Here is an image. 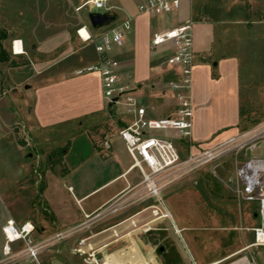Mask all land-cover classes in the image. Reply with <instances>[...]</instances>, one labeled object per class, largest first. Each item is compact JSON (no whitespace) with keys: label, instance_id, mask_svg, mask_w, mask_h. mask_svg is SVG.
I'll list each match as a JSON object with an SVG mask.
<instances>
[{"label":"rangeland","instance_id":"rangeland-1","mask_svg":"<svg viewBox=\"0 0 264 264\" xmlns=\"http://www.w3.org/2000/svg\"><path fill=\"white\" fill-rule=\"evenodd\" d=\"M80 1L0 0V49L3 47L10 57L8 62L0 64V120L17 149L0 154L1 207L5 202L17 218L30 219L34 226L33 243L49 237V244L38 256L41 264H52L56 258L65 264H86L84 259L92 252L90 247L96 249L99 260L117 251V254L126 252L131 264H193L195 260L199 264L198 256L203 255L199 253L202 237L209 235L207 251L212 256L228 247L229 241L230 247L243 245L254 234L246 227H257L264 222V211H260L257 202L245 201L235 194L236 169L246 159L264 157V140L228 152L221 159L222 163H231L224 179L209 164L178 177L170 190L163 192L165 205L160 206L164 214L170 212L171 216L156 217L152 207L154 199L144 198L143 193L138 194L134 189L90 217L78 233L60 241L52 240L60 228L84 219L75 197L103 184L132 162L117 134V129L129 122L121 115L88 127L76 124L71 129L58 128L53 134L48 130L47 136L34 132L31 99L36 82L55 72L59 65L74 63L82 49L93 45L77 33L84 23L93 28L89 6L78 10ZM192 4L199 18L215 27L213 44L218 55L235 56L240 78V81L234 79L230 71L226 73L224 82L209 90L208 107H199V123L219 126V131L202 143L209 146L235 134L237 128L241 134L237 138H242L264 126V0H192ZM98 11L106 12L105 9ZM116 21H121L120 14ZM201 28V24L194 25V43L195 37L196 43L202 37ZM15 39L22 41L25 55L15 56ZM25 64L28 66L20 68ZM123 109L118 106L117 113L122 114ZM161 111V107L155 106L152 118H161ZM195 118L194 115L193 123ZM106 140L109 149L103 146ZM18 151L21 154L17 162H24L26 167L24 176L13 166ZM185 153L183 150V156ZM105 154L110 156L104 158ZM135 175L140 177L138 169L131 177ZM123 184L122 179L110 187H102L82 202V206L89 210ZM237 218L239 234H230L218 227L235 226ZM207 225L217 230L204 229ZM109 226L115 227L105 231ZM100 231L103 232L92 236ZM77 247H83L86 255L74 252ZM257 258L262 264V256ZM27 264L35 262L31 259Z\"/></svg>","mask_w":264,"mask_h":264},{"label":"crops","instance_id":"crops-1","mask_svg":"<svg viewBox=\"0 0 264 264\" xmlns=\"http://www.w3.org/2000/svg\"><path fill=\"white\" fill-rule=\"evenodd\" d=\"M143 1L145 0H107L106 5L111 7V9L105 11L115 16V22L113 24L94 29L89 28L86 23L83 22L91 33L97 35L98 33L125 21L128 16L134 17L130 28L125 33L123 45L117 46L113 52L115 58L119 62V72L122 83L128 84L131 88V93L137 96L144 106L146 105L145 107L147 108V115L149 117H152V110L155 106L161 107V112L163 113L162 117L174 116L177 101L172 92L168 89L167 83L169 80L176 78L177 75L174 74L170 67L165 64V60L172 53V46L170 44H164L155 49L152 48L150 40L155 34L163 33L171 28L179 26L187 20L193 21V28L194 25L196 27V25L201 24L202 28L200 32L202 33V37L198 39L197 43L196 37L195 43L193 40L195 53L193 105L196 118L193 123L192 135L190 138L182 137L176 131L171 130L162 131L159 134H165L173 139L181 157L183 158H187L190 153L197 155L206 149H210L226 142L230 138L239 137L241 134L237 128L238 131L235 134L224 137L222 140L209 146H204L202 143L203 139L213 135L219 129V126H215L212 123H199V107H203L204 109L208 107L207 97L210 93L209 90L211 88H217L222 84L226 77V73L229 71L234 79L238 78L240 81L235 56H224L223 54L218 55L217 53L215 45L213 44L215 40V27L206 23L204 19L199 18L198 13L194 10L192 0H183L182 7L179 11L161 15L140 13L138 5ZM80 2L78 10L83 9L88 5V13L98 11L90 0H81ZM119 14L121 21H116ZM131 29L132 32H129ZM13 52L17 57L26 54L25 50L24 53H16L14 48ZM217 56H219V58H217ZM97 59L98 53L93 44L91 47H85L82 49L79 56L74 60V63L72 62L69 65H59L55 72L46 75L41 81L36 82L37 84L33 89L34 97L31 99V111L34 116L33 124L35 125L34 132L38 133L40 136H47L48 130H51L50 132L53 134L58 128L63 127L64 129H71V127L76 124L80 127H88L96 122L108 119L109 115L106 110V102L103 96L100 74L97 72H88L84 74L76 73L77 69L92 64L96 62ZM25 66H28V64H25L20 68ZM125 117L127 116H124V118ZM127 118L130 119L129 117ZM26 132L28 134L32 133L28 128H26ZM9 136V132L6 131V127L0 120V154L5 151H10L9 153H12L11 151L14 152L17 150L15 149V140L13 138L10 139ZM94 139H97V137H94ZM10 144L13 145L11 148H14V150L10 148ZM100 146L102 147L101 141ZM103 146L105 149L110 148L104 144ZM22 147H25V143H22ZM183 150L186 151V156H183ZM20 154V151L16 153V157L13 159V166L15 165L14 169H17L19 175L24 176V174H26L24 162H17ZM103 156L106 158L110 155L105 154ZM102 158L103 157H99L100 160ZM130 165L131 163L103 184L89 190L88 192H82L79 198L75 197L77 203L80 205L79 207L84 219L76 220L75 223L69 227L60 228L56 234L71 229H75V233H78L90 217L116 201L123 193L139 189L137 185L142 181V176L139 173V178L137 175L131 177L132 172L136 169L129 170ZM68 171L70 172V167ZM122 179L124 180V184L109 192L99 204L93 206L89 210H86L82 206V202L94 192L102 187H110ZM177 179L178 178H175L166 186L164 189L165 193L170 190ZM234 192L238 195L236 187ZM3 204V207L0 205V212L3 211L0 216V264H27V260L31 259L28 258L26 254L28 245L25 240L19 239L11 243L7 251L4 252L6 243L3 227L10 220H13L17 225H22L24 222L30 221V219L28 218L23 221L22 219L17 218L11 207L5 204V202H3ZM86 215L90 216L86 217ZM236 221L238 224L235 226L234 224H231L230 226L221 225L218 227L227 230L230 234H239V219L237 218ZM115 226H109L105 231H110ZM254 227L248 228L247 226L246 230L252 229L253 231ZM214 228L215 227H212L211 225H207L204 229H207L208 231L217 230ZM103 231L95 232L92 236H97ZM208 237L201 238L199 253L203 252V255L199 254L198 256L200 261L199 264H214V262L222 264L228 260H233L228 264H236L240 259H244V262L246 263L259 264L257 258L258 255L262 256V264H264V245H254V234L250 235V238L245 241L243 245L241 244L237 247H230L232 242L229 241L227 243L228 247H225L223 251L216 252L214 256L209 255V251H207L209 248L207 241H210ZM48 239L49 237L45 236L35 244L43 243ZM117 253L118 252L116 251L106 256L105 259L107 260L108 258L110 262H113L122 259L124 256L127 257L126 252ZM127 259L130 262L129 258ZM193 264L198 263L195 260Z\"/></svg>","mask_w":264,"mask_h":264},{"label":"built area","instance_id":"built-area-1","mask_svg":"<svg viewBox=\"0 0 264 264\" xmlns=\"http://www.w3.org/2000/svg\"><path fill=\"white\" fill-rule=\"evenodd\" d=\"M95 9L109 10L106 5L107 0H90ZM183 0H145L138 5L140 13L151 15L170 14L179 11ZM133 16L115 26L104 30L97 35L89 31L87 26H82L77 33L85 42H92L98 53L96 62L81 67L76 70L77 74L97 72L101 76L103 96L106 102V110L111 120L120 115L129 117V122L125 126L117 129L118 136L123 140L126 150L132 162L129 170L138 169L142 176V181L137 185V193H143L144 198L154 199L152 205L153 214L162 218L171 216L170 212L164 214L160 206L165 205L163 191L166 186L175 178L189 173L202 165H212V171L217 175L215 167L220 164L221 159L228 152L239 148H246L258 140H264V126L242 138H230L226 142L206 149L197 155L189 154L183 159L175 143L165 134H155L154 131H176L183 137L190 138L193 130V72L195 53L193 48V21L187 20L163 33L155 34L151 40L152 48H157L164 44L172 46V53L165 60V64L170 67L176 78L168 81V89L177 101L174 116L152 118L147 115V108L139 101V98L131 93L128 84L122 83L119 72V62L113 52L117 46L123 45L126 31L130 28ZM85 29L84 36L82 30ZM13 41V48L15 47ZM118 106H123V113L118 114ZM115 111V113H113ZM104 144L110 147L109 141ZM218 176V175H217ZM73 191L72 187H69ZM236 191L240 198L248 202H257L260 211H264V157L250 158L236 169ZM162 212V214H160ZM97 214V213H96ZM90 215H86L89 217ZM34 226L31 221H26L22 225H17L10 220L4 227L5 236L4 252L9 245L19 239L25 240L28 248L27 257L35 264L39 261V252L45 248L49 242L45 241L35 244L31 240ZM255 241L254 245H264V222L253 228ZM115 232V231H114ZM75 234V229L62 231L52 239L60 241ZM116 234V233H115ZM84 261L86 264H131L128 256L120 260L108 262L105 258L97 259L96 249L90 247ZM82 255H86L83 247L73 249ZM250 264V263H247Z\"/></svg>","mask_w":264,"mask_h":264},{"label":"water","instance_id":"water-1","mask_svg":"<svg viewBox=\"0 0 264 264\" xmlns=\"http://www.w3.org/2000/svg\"><path fill=\"white\" fill-rule=\"evenodd\" d=\"M115 20V16L110 14L109 12H99V11H94L89 13V21L91 26L94 29H98L100 27H102L103 25L114 21ZM231 167V163L230 162H225V163H220L215 167V171L218 175V177H220L221 179H224L228 172L229 169ZM52 264H65L61 259H53L52 260Z\"/></svg>","mask_w":264,"mask_h":264},{"label":"bare ground","instance_id":"bare-ground-1","mask_svg":"<svg viewBox=\"0 0 264 264\" xmlns=\"http://www.w3.org/2000/svg\"><path fill=\"white\" fill-rule=\"evenodd\" d=\"M82 33H83L84 36L86 35L85 29L82 30ZM23 47L24 46L22 44V41L19 40V39H16L15 47H14L15 52L19 53V54L24 53ZM214 264H218V262H214ZM236 264H247V263L244 262V259H240V260H238V262Z\"/></svg>","mask_w":264,"mask_h":264},{"label":"trees","instance_id":"trees-1","mask_svg":"<svg viewBox=\"0 0 264 264\" xmlns=\"http://www.w3.org/2000/svg\"><path fill=\"white\" fill-rule=\"evenodd\" d=\"M9 60H10L9 55L7 54L5 49L3 47H1V49H0V61L8 62Z\"/></svg>","mask_w":264,"mask_h":264}]
</instances>
